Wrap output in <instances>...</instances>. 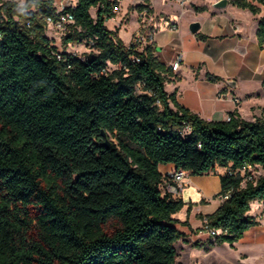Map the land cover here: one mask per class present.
Wrapping results in <instances>:
<instances>
[{
    "label": "trees",
    "instance_id": "1",
    "mask_svg": "<svg viewBox=\"0 0 264 264\" xmlns=\"http://www.w3.org/2000/svg\"><path fill=\"white\" fill-rule=\"evenodd\" d=\"M57 1L0 0V264H178L184 203L163 193L161 165L194 177L261 169L251 182L222 176L217 198L229 199L203 219L234 246L259 225L252 204L264 206V120L207 122L181 106L154 43L140 52L106 26L116 0H75L63 46L87 41L95 54L58 60L46 37ZM257 39L263 49L264 18Z\"/></svg>",
    "mask_w": 264,
    "mask_h": 264
},
{
    "label": "crops",
    "instance_id": "2",
    "mask_svg": "<svg viewBox=\"0 0 264 264\" xmlns=\"http://www.w3.org/2000/svg\"><path fill=\"white\" fill-rule=\"evenodd\" d=\"M164 1L165 3L168 2L167 0ZM219 1L212 0L213 9L210 16L211 20L207 22L208 30H203L204 25L201 23L200 32L193 35L197 45L209 46V50H206L203 55L199 54L198 56L197 54L195 58H191L194 60L191 65L185 64L187 54L184 51L183 42L178 46L180 50L175 55L167 56L166 59L162 57L165 48L159 43L162 27L160 25L165 22L168 27H175V30H178L179 27L173 19L165 17L157 9L156 0L151 1L149 18H160V21L153 26L156 27L153 35V43L157 47L156 57L162 63L170 66L179 53L184 54L182 69L179 72H174V78H171L166 84V91L169 94L175 93L181 106L207 122H226L227 117L232 114L247 122H255L258 119L264 120V48H260L257 39L259 22L264 18V5L257 3L258 0H249L259 6L260 14L254 16L250 11L239 10L230 17H223V13H226L232 5L229 3L225 9H216L214 6ZM200 2L201 5H199ZM203 4H205V0H194L187 6H181V15L186 10L195 9L197 12H201L202 10L198 11L196 8H204L206 5L203 6ZM139 6L144 8L142 0H121V11L110 20L114 23L113 29L110 30L115 31L117 27L119 29L118 36L126 46L130 44L134 35L139 31V26L137 31L131 35L129 43H126L122 39V34L128 24L122 25L121 21L123 17L128 15L130 22L132 19L139 23L141 18V13L137 10ZM132 9L133 11H131ZM239 14L248 17V24H244L239 19ZM106 26L108 27V22ZM160 46L161 49L158 51ZM207 74L222 80L216 83L209 82ZM187 76L192 79L193 84L189 88H183ZM230 80L236 81L238 85L236 89L229 88L227 82ZM169 86H171V90L168 89ZM235 98L240 100L239 105L235 104ZM159 170L163 176H166L175 171L176 167L174 165H161ZM226 173L227 169L225 168H217L215 173L207 176L194 177L189 173L188 187L179 200L184 203V208L174 216V219L181 224H187V226H178L181 232L188 234L184 230H190L191 238L201 240V235L205 232L203 219L214 214L224 201L217 196L222 191L221 177L225 176ZM207 209L209 211H206ZM247 216L258 222L259 225L253 228H257V232L261 231L259 236L264 237L263 204L254 202ZM253 228L247 231L245 235H249Z\"/></svg>",
    "mask_w": 264,
    "mask_h": 264
},
{
    "label": "rangeland",
    "instance_id": "3",
    "mask_svg": "<svg viewBox=\"0 0 264 264\" xmlns=\"http://www.w3.org/2000/svg\"><path fill=\"white\" fill-rule=\"evenodd\" d=\"M5 1H13L20 6L26 5V0ZM167 1L168 2L165 3L164 0H156L157 9L161 13H163L165 17H168L171 20L173 19L178 24L179 29L175 30L173 27H168V24L165 22L160 25L162 27L159 36V43L162 47L165 48V53L162 57L166 59L167 56L172 57L173 55H175L176 52L180 50L178 46L183 42L184 51L187 54L185 64L191 65V63L194 62V60H192L191 58H195L197 54L198 56L199 54L203 55L206 50H209V46L201 44L197 45V43H195V37H193V35L189 31V27L192 23L198 22L204 25L203 30H208L207 22L211 20L210 16L213 9V2L212 0H205V4H203V6L206 5V9L205 7L196 8L198 11L202 10L201 12H197L195 9L186 10V7V11H184L183 15H181L182 7L179 5V3L175 0ZM192 1L194 0H190L187 5H189ZM199 5H201V2L199 3ZM239 10L241 9H238L235 6H230L227 12L223 13V17H230V15L235 13V11L239 12ZM131 11H133V9ZM92 15L95 16L96 11H93ZM238 16L244 24H248V17L241 14H239ZM142 21L143 20L140 18L139 23L132 19L130 22L128 15L123 17L121 24H128L127 28L123 31L122 34V39L124 40V42L129 43L131 35L137 31L138 26L139 30L143 26ZM159 21V17L154 19L148 18L147 24L150 27L153 35L154 31L156 30V27L153 26ZM113 27L114 23L112 21H108V28L113 29ZM118 31L119 29L116 27L115 32L118 33ZM65 35L66 34L60 33L53 27L49 26L46 31V37L52 41V45L56 47L60 52H64L65 50L63 46V39ZM134 37L132 38L128 46L133 43ZM151 43H153V40ZM161 46L158 47V51H160ZM91 47L92 44L86 41L82 44L69 45L65 52L68 54H75L78 58L84 60L95 54L92 51ZM144 48L145 46H142L139 47L138 50L141 52ZM109 69L114 70L115 68L110 65ZM186 78L187 79L182 86L183 88H189L191 84H193L192 79L189 76H187ZM168 89L171 90V86H169ZM252 173L256 180L262 176V171L260 168L253 169ZM206 211H209V209H207ZM256 230L257 228H253L249 235H245L244 238L237 242L234 246H231L229 243H217V237H210L207 231L202 233L201 240H197L195 238H191L190 230H184L188 234H185L184 239H182L177 245L179 254L178 264H264V237L261 238L259 236L261 231L257 232Z\"/></svg>",
    "mask_w": 264,
    "mask_h": 264
},
{
    "label": "built area",
    "instance_id": "4",
    "mask_svg": "<svg viewBox=\"0 0 264 264\" xmlns=\"http://www.w3.org/2000/svg\"><path fill=\"white\" fill-rule=\"evenodd\" d=\"M152 0H142V4L144 5V10L141 12L142 24L143 26L137 32L134 37L133 43L131 45L135 46L137 49L139 47H146L153 40V34L151 32L150 27L148 26V18H149V7ZM179 3L180 6H186L190 0H175ZM117 6L114 8V13L117 14L121 11L120 2L121 0H116ZM76 6L75 0H58L55 4V12L54 16L49 17L47 19V24L49 27H53L60 33L66 34L70 26L74 24L75 17L70 12ZM176 29L175 27H173ZM68 54V53H67ZM71 56L77 57L75 54H69ZM55 56L60 61H66L64 59L63 52L55 53ZM184 64V54L179 53L175 59V61L170 65V68L173 72H179L182 69V65ZM222 98V97H221ZM236 105H239L241 102L238 98L234 99ZM232 120V116H228L226 122H230ZM253 168L246 167L240 170H231L227 169V173L230 176H236L243 178L244 182H251L256 180L253 175ZM188 178L189 172L184 170H175L173 172L168 173L165 176V182L162 187L163 193L167 194L171 197V199L178 201L182 198V195L186 188L188 187ZM229 199V195L224 197L223 200ZM204 229L209 233L210 237H217L221 234V231H216L214 229L209 228L208 221L204 220Z\"/></svg>",
    "mask_w": 264,
    "mask_h": 264
},
{
    "label": "water",
    "instance_id": "5",
    "mask_svg": "<svg viewBox=\"0 0 264 264\" xmlns=\"http://www.w3.org/2000/svg\"><path fill=\"white\" fill-rule=\"evenodd\" d=\"M229 4V0H220L215 4L216 9H225ZM201 30V24L198 22L192 23L189 27V31L192 35H197ZM227 85L232 88L236 89L238 87L236 81L230 80L227 82ZM110 143L109 141H106V147H109Z\"/></svg>",
    "mask_w": 264,
    "mask_h": 264
}]
</instances>
